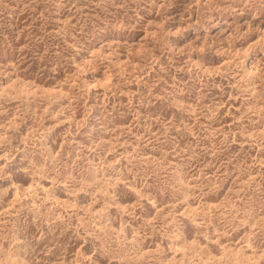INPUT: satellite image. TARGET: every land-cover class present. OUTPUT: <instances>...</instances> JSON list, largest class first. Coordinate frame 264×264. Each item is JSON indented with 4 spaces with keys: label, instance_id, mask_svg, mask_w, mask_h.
<instances>
[{
    "label": "rangeland",
    "instance_id": "1",
    "mask_svg": "<svg viewBox=\"0 0 264 264\" xmlns=\"http://www.w3.org/2000/svg\"><path fill=\"white\" fill-rule=\"evenodd\" d=\"M0 264H264V0H0Z\"/></svg>",
    "mask_w": 264,
    "mask_h": 264
}]
</instances>
